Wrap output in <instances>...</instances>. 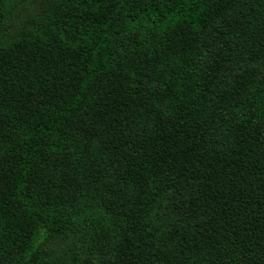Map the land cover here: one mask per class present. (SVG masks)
<instances>
[{
  "label": "trees",
  "instance_id": "trees-1",
  "mask_svg": "<svg viewBox=\"0 0 264 264\" xmlns=\"http://www.w3.org/2000/svg\"><path fill=\"white\" fill-rule=\"evenodd\" d=\"M0 264H264V0H0Z\"/></svg>",
  "mask_w": 264,
  "mask_h": 264
}]
</instances>
